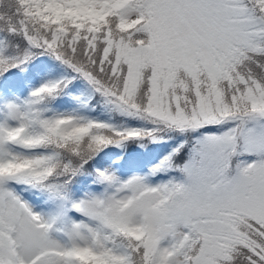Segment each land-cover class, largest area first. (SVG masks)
Returning a JSON list of instances; mask_svg holds the SVG:
<instances>
[{"label": "snow or ice", "instance_id": "1", "mask_svg": "<svg viewBox=\"0 0 264 264\" xmlns=\"http://www.w3.org/2000/svg\"><path fill=\"white\" fill-rule=\"evenodd\" d=\"M0 264H264V0H0Z\"/></svg>", "mask_w": 264, "mask_h": 264}]
</instances>
